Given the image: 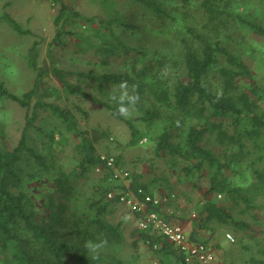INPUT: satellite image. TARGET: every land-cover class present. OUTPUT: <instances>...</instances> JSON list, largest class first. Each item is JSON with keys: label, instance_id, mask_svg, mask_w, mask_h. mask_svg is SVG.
Returning <instances> with one entry per match:
<instances>
[{"label": "trees", "instance_id": "trees-1", "mask_svg": "<svg viewBox=\"0 0 264 264\" xmlns=\"http://www.w3.org/2000/svg\"><path fill=\"white\" fill-rule=\"evenodd\" d=\"M132 1L154 16L171 19L179 35V57L133 47L110 30L103 52L121 55L128 66L125 70L98 73L40 65V40H35L31 48L32 66L37 71L34 87L17 94L0 80V97L27 109L18 143L9 147L0 139V264H130L124 257L127 244L138 252L141 243L163 264H184L180 252L159 232L137 226L128 241L124 221L114 222L108 216L112 207L124 205L117 197L109 198L108 193L129 187L140 198L146 194L161 196L159 205H147L148 212L157 211L171 222L183 224L186 208L181 205L185 195L181 183L190 185L191 190L206 187L195 218L200 229L188 232L192 240L220 247L219 231L223 228L241 239L250 235L257 245L252 262L264 264V87L260 88L250 64L231 46L241 27L264 37L261 16L242 10L244 0H200L195 6L193 0H171L172 10L165 8L164 0ZM192 9L199 16L189 20ZM65 10L63 6L61 13ZM2 18L22 31L11 15ZM100 22L109 23L104 19ZM58 29L54 42H61L65 33ZM213 71L218 77L214 88L208 81ZM47 76L59 86H49L47 93L41 94ZM121 82H127L129 92L135 88L139 97L153 103L154 107L137 120L160 126L162 117L160 130L150 135L155 147L149 161V180L145 182L144 174L135 172L129 186L115 184L122 180L114 178V168L101 158L98 136L92 138L73 111L61 103L64 92L68 97L101 104L128 124L132 144H138L143 137L139 126L134 119L119 115L118 105L110 100ZM87 86L110 96L102 99ZM47 110L79 138L74 149L80 162L70 171L54 163L57 172L48 176L53 188L39 204L30 191L36 171H28L24 153L30 152L45 171L52 169L46 162L48 157L37 154L27 143L28 131L38 128L40 113ZM0 134L3 137L1 130ZM57 143L55 131L49 133L53 162ZM114 157L118 165L121 156ZM97 169L107 183L97 186L96 195L87 203L78 204L81 180ZM131 177L129 172L126 179ZM134 215L137 222L141 213Z\"/></svg>", "mask_w": 264, "mask_h": 264}, {"label": "rangeland", "instance_id": "rangeland-1", "mask_svg": "<svg viewBox=\"0 0 264 264\" xmlns=\"http://www.w3.org/2000/svg\"><path fill=\"white\" fill-rule=\"evenodd\" d=\"M164 1H166L165 8L172 10L173 2ZM177 1L179 0H174ZM199 1L193 0L194 6ZM63 6H66V10L61 13ZM240 7L248 13L261 16L264 22V3L261 0H244ZM5 14L14 17L22 31L15 29L7 19L0 20V80L5 82L11 92L17 94H22L35 85L37 71L32 66L31 55L35 40H40V49L37 51L40 65L44 64L48 67L55 65L87 72L121 71L128 67L121 55L116 57L114 54L109 55L105 49L103 52L108 40L107 33L110 30L120 35L127 44L143 47L149 53L176 54L173 55L176 57L180 55L179 35L171 19L154 16L145 10L142 4L132 0H0V16ZM198 16L197 10L192 9L191 16L187 18L194 20ZM88 18L93 19L88 20ZM100 19L109 23L102 24ZM197 20L202 22L200 19ZM58 28L65 30V33L61 42H54ZM240 29L231 46L250 64L255 81L262 88L264 87V37L254 34L245 27ZM120 51L122 52V50L118 52L121 53ZM216 73L213 71L208 80L212 88L216 86L215 82L218 80ZM246 82L249 83L248 80ZM49 86L56 88L59 83L54 78L44 77L40 93H47L46 88ZM87 88L102 99L110 96L107 93V95L99 94L93 86ZM114 92L119 94V91L111 93ZM62 96L61 103L73 111L81 128L87 130L92 138L98 136L96 141L98 152L107 156H121L118 168L131 172L130 179H121L122 181L114 179L115 184L123 182L122 184L129 186L135 172L144 174L142 180L145 182L149 180V161L152 159L155 147L150 135L151 132L154 134L160 130L162 117L160 126L149 125L143 120H137V117L154 107L150 99L145 96L139 97V101L134 106H130V115L126 118L134 119L143 134L138 144H132L128 124L114 117L101 104L78 96L68 97L64 92ZM52 98L47 99L52 100ZM36 99L37 95L33 99V104ZM26 114L27 109L17 102L0 97V130L3 132V137L0 134V139H3L9 147H14L18 143L26 122ZM36 125L38 128L32 127L28 131L27 143L37 154L48 157L46 162L52 164V169L49 172L45 171L28 151L24 153V158L27 159L28 171H36L30 191L35 193V201L42 204L47 190L53 188L48 176L57 172L54 163L63 165L68 171L79 165L80 160L74 149L79 138L68 130L51 110L41 111ZM54 131L60 143L55 144L57 149L54 150L53 162L52 156H49L51 150L48 148V141L49 133ZM102 173L97 169L93 173L84 175L79 185L78 204L87 203L89 197L96 195V187L107 183ZM40 176L46 177L40 181L38 180ZM180 186L185 189V195L181 198V205L186 208L183 225L189 233L193 230L198 231L200 228L195 218L197 209L201 206L199 201L201 194H204L206 187L191 190L190 185L181 183ZM218 198L222 199L219 196ZM108 216L114 222L124 221V230L129 241L132 229L138 226L134 220L135 215L126 206L119 205L112 207ZM228 233L234 236V242L227 239ZM219 235L220 247H214L215 264H255L252 258L257 254V245L253 237L248 235L241 239L240 235L225 228L219 231ZM124 257L130 264H147L150 260H157L159 264L165 263H162L156 253L148 250L142 243L138 252L127 244Z\"/></svg>", "mask_w": 264, "mask_h": 264}, {"label": "built area", "instance_id": "built-area-1", "mask_svg": "<svg viewBox=\"0 0 264 264\" xmlns=\"http://www.w3.org/2000/svg\"><path fill=\"white\" fill-rule=\"evenodd\" d=\"M101 158L107 162L108 166L114 168V178L125 179L129 176V171L118 168L114 156L101 154ZM139 191L142 192L141 189ZM108 196L109 198L117 197L133 214L141 213V216L137 219L138 227L143 230L157 231L168 239L182 255L184 264H215L216 256L212 244L192 240L183 224L171 222L157 211L148 212L147 205L149 203L159 205L163 201L161 196L146 194L143 198H140L129 187L112 190L108 193ZM227 238L232 242L235 241L234 236L230 233L227 234ZM155 248H157V245H155ZM147 264H159V262L151 260Z\"/></svg>", "mask_w": 264, "mask_h": 264}, {"label": "clouds", "instance_id": "clouds-1", "mask_svg": "<svg viewBox=\"0 0 264 264\" xmlns=\"http://www.w3.org/2000/svg\"><path fill=\"white\" fill-rule=\"evenodd\" d=\"M139 95L135 88L131 92L128 90L127 82H121L119 85V95L115 92L110 96V100L118 105V114L125 117L130 115V106H134L139 101ZM91 247V245H89Z\"/></svg>", "mask_w": 264, "mask_h": 264}]
</instances>
